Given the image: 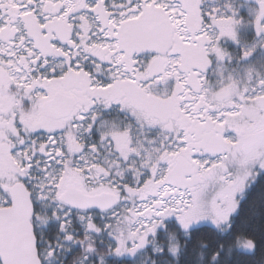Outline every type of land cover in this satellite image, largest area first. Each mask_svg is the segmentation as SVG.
<instances>
[{
    "label": "snow or ice",
    "instance_id": "1",
    "mask_svg": "<svg viewBox=\"0 0 264 264\" xmlns=\"http://www.w3.org/2000/svg\"><path fill=\"white\" fill-rule=\"evenodd\" d=\"M0 264H264V0H0Z\"/></svg>",
    "mask_w": 264,
    "mask_h": 264
},
{
    "label": "flooded vegetation",
    "instance_id": "2",
    "mask_svg": "<svg viewBox=\"0 0 264 264\" xmlns=\"http://www.w3.org/2000/svg\"><path fill=\"white\" fill-rule=\"evenodd\" d=\"M241 15L246 16V11H242ZM240 35L243 39L251 40L254 36V31L252 29H241L240 30ZM225 47L228 48L230 52H232L234 55H239V49L234 45L231 41H228L225 43ZM258 57L254 56L250 62H255Z\"/></svg>",
    "mask_w": 264,
    "mask_h": 264
},
{
    "label": "trees",
    "instance_id": "3",
    "mask_svg": "<svg viewBox=\"0 0 264 264\" xmlns=\"http://www.w3.org/2000/svg\"><path fill=\"white\" fill-rule=\"evenodd\" d=\"M245 212H247V205L246 203H243L241 207V215H243Z\"/></svg>",
    "mask_w": 264,
    "mask_h": 264
}]
</instances>
